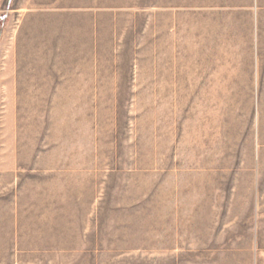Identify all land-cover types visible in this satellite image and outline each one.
Here are the masks:
<instances>
[{
	"label": "rangeland",
	"instance_id": "1",
	"mask_svg": "<svg viewBox=\"0 0 264 264\" xmlns=\"http://www.w3.org/2000/svg\"><path fill=\"white\" fill-rule=\"evenodd\" d=\"M110 1L0 2V264H264V0Z\"/></svg>",
	"mask_w": 264,
	"mask_h": 264
},
{
	"label": "bare ground",
	"instance_id": "2",
	"mask_svg": "<svg viewBox=\"0 0 264 264\" xmlns=\"http://www.w3.org/2000/svg\"><path fill=\"white\" fill-rule=\"evenodd\" d=\"M186 1H188V2H186V4H194V3H196V4H206V3H208L210 0H200V1H197V2H193L192 0H186ZM211 1H214V2H217V3H220L221 4V2H224V4H237V3H239V2H242V0H211ZM248 1V0H247ZM262 1V0H261ZM63 2H64V4H66V5H79V6H88L89 4H91V5H96L97 3H99L100 2V4H109V3H111V1L110 0H63ZM244 2H245V0H244ZM249 2L250 1H248V2H246V3H248L249 4ZM246 3H242V4H246ZM59 4V3H58ZM76 16H73V19H71V21L72 22H75V19L77 18H75ZM208 20V19H207ZM195 21V20H194ZM193 21V22H194ZM196 22V21H195ZM212 23V22H211ZM198 24V23H197ZM202 24V23H201ZM201 24H199V25H201ZM209 24V23H208ZM72 25V23H70V26ZM198 25V26H199ZM203 25V24H202ZM207 25V24H206ZM210 25V24H209ZM202 27V26H201ZM205 27V26H204ZM207 27V26H206ZM217 27V26H216ZM216 27H212V31H213V33L216 31ZM70 28V27H69ZM203 28V27H202ZM202 30V29H201ZM209 31V30H208ZM66 32V31H65ZM206 32V31H205ZM68 33L69 34H72V35H77V36H80V35H82V37H85L86 36V33H88V31L86 30V27L85 28H83L82 26L81 27H76L75 29H73V31L71 32L70 31V29H68ZM201 34V33H200ZM210 34V33H209ZM203 36V35H202ZM211 36H212V34H211ZM210 36V37H211ZM214 40V39H213ZM209 44V43H208ZM205 48H207V47H205ZM209 48V47H208ZM207 48V49H208ZM63 111V110H62ZM66 127V126H65ZM68 128V127H67ZM198 153V152H197ZM192 158V157H191ZM202 160V159H201ZM194 161V160H193ZM209 161V160H208ZM187 164V163H186ZM55 166V165H54ZM201 166H206V162H205V160L204 161H202L201 162ZM207 167V166H206ZM210 176V175H209ZM204 177L205 176H202V177H200V179L198 180L197 178V180H198V182H201V181H203L204 180ZM197 182V183H198ZM199 184V183H198ZM197 184V185H198ZM56 190V189H55ZM52 192V191H51ZM56 192V191H55ZM166 193V192H165ZM55 194V193H54ZM89 194V193H88ZM85 195V194H84ZM194 196V195H193ZM85 197V196H84ZM52 198V197H51ZM86 198V197H85ZM84 198V199H85ZM163 206V205H162ZM202 206V205H201ZM205 213V212H204ZM164 224V222L162 221V219H160V220H158L157 221V225H163ZM144 225V224H143ZM186 225V224H185Z\"/></svg>",
	"mask_w": 264,
	"mask_h": 264
},
{
	"label": "crops",
	"instance_id": "3",
	"mask_svg": "<svg viewBox=\"0 0 264 264\" xmlns=\"http://www.w3.org/2000/svg\"><path fill=\"white\" fill-rule=\"evenodd\" d=\"M2 0H0V2H1Z\"/></svg>",
	"mask_w": 264,
	"mask_h": 264
}]
</instances>
